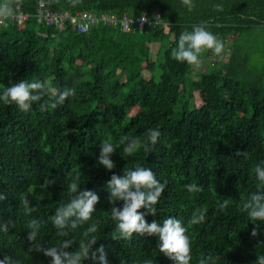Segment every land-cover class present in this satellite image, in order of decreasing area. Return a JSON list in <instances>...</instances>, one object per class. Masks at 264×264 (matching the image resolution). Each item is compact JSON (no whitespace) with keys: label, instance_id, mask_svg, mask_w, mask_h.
<instances>
[{"label":"trees","instance_id":"trees-1","mask_svg":"<svg viewBox=\"0 0 264 264\" xmlns=\"http://www.w3.org/2000/svg\"><path fill=\"white\" fill-rule=\"evenodd\" d=\"M46 3L50 10L71 16L143 14L149 24L132 33L95 22L81 34L67 20L57 30L38 24L35 0H24L21 9L32 16L0 27V93L24 79L76 90L63 105L45 112L38 104L25 113L14 103L0 102V193L7 197L0 201V217L14 223L7 233L0 232V259L8 255L17 264H52L42 254L27 252L26 225L37 219L42 242L59 243L62 238L51 218L61 203L69 202L66 178L79 176L81 188L98 194L99 202L92 221L72 234L77 242L98 221L94 250L103 245L108 264H173L159 253L158 237L133 234L128 240H112L116 224L107 182L140 164L167 182L156 215L145 217L149 223L175 216L187 225L197 208L207 209L206 221L189 227L192 264L208 255L218 257L217 264H254L257 255H264V224L253 238L255 225L240 211L239 201L264 189L253 171L264 162V71L252 66L242 36L264 27V0H193L191 11L182 0H81L76 7L69 0ZM155 11L161 15L156 25ZM201 23L226 40L228 56L220 61L208 57L209 71L202 66L199 78L191 80L194 66L176 61L171 51L183 31ZM211 51L203 50L200 60ZM150 128L161 132L152 152H123V137L143 138ZM105 141L116 147L111 172L97 164ZM237 151H247L248 158ZM52 177H58L55 185L40 187ZM189 183L203 191L187 192L184 185ZM32 184L37 188L28 194ZM25 194L36 207L31 216L24 214ZM225 198H231L230 205L220 212L217 204Z\"/></svg>","mask_w":264,"mask_h":264},{"label":"clouds","instance_id":"clouds-1","mask_svg":"<svg viewBox=\"0 0 264 264\" xmlns=\"http://www.w3.org/2000/svg\"><path fill=\"white\" fill-rule=\"evenodd\" d=\"M72 7H76L81 0H69ZM189 11L194 7L193 0H182ZM19 0H0V27L8 28L9 22L17 16ZM217 10L220 5H214ZM141 21L146 22V17L141 14ZM157 21L159 17L155 18ZM224 43L207 29L204 23L193 25L191 31H183L178 38V43L171 51V56L178 62H186L188 65L199 67L200 54L203 50H212L215 55H220L224 50ZM76 94L74 88H57L50 81H28L20 80L5 87L0 93V102L3 104H15L22 112L32 110L34 104L39 105L41 112L49 109H56L71 96ZM161 136L158 128H150L144 137H123L119 143L123 145V152L129 156L143 150L152 152ZM116 152L115 145L110 141H105L100 146V153L97 164L111 172L115 167L111 159ZM237 156L248 158L247 151H237ZM257 181L264 185V162L258 163L254 169ZM58 177L47 179L40 187L48 188L56 184ZM66 190L69 194V202L61 203L52 216V225L56 229V236L62 238L55 245H45L41 237V225L37 219L27 222L28 253H38L50 258L52 264H83L85 260H92L94 264H108L107 253L103 245L98 248V221L91 223L83 231V238L77 242L72 235L77 229L92 221L96 213V205L99 196L94 191L82 189L79 184V176L66 178ZM167 182H161L156 178V174L151 167L137 164L134 168L123 169L121 175L113 174L107 182L109 203L113 205L110 210L111 219L115 222L116 228L112 233V240H128L133 234L140 236L158 237L157 249L159 253L165 255L173 264H192V241L188 235L189 227L199 225L206 221V208H197L189 218L187 225L175 216H169L158 222L153 219L151 223L146 220V215H156L157 208L162 194L165 192ZM37 185L28 187L27 193L35 192ZM189 193L203 191L202 186L196 183L184 185ZM28 194L22 195L21 203L24 214L31 216L36 211V207L28 198ZM6 195L0 193V201H5ZM231 198H225L223 202L217 204L220 212L225 211L230 205ZM117 201H121L122 207L115 206ZM240 211L247 214V218L255 227L251 236L256 238L260 233V225L264 224V189L252 192L247 198L239 201ZM145 209L146 212H141ZM14 223L11 219L4 220L0 217V232L7 233ZM75 246V247H74ZM69 249H74L69 251ZM218 257L208 255L201 257L197 264H217ZM0 264H17L12 257L4 255L0 259ZM123 264V262H121ZM144 264H151L145 261ZM254 264H264V255H257Z\"/></svg>","mask_w":264,"mask_h":264},{"label":"built area","instance_id":"built-area-1","mask_svg":"<svg viewBox=\"0 0 264 264\" xmlns=\"http://www.w3.org/2000/svg\"><path fill=\"white\" fill-rule=\"evenodd\" d=\"M24 0H19V6L17 11V16L14 19L18 24L24 23L30 16V14L22 11V2ZM36 22L40 25L52 26L57 30H61L67 20H70L71 23L76 25L77 32L84 34L87 33L91 26L95 22H101L103 24H112L118 25L125 32H139L142 31L147 24H149V19L146 17V22L141 21L140 17L132 18L128 15H124L122 18H117L116 16L111 15H103L97 18L92 13H77L75 16L69 15L67 12L58 13L50 10L47 6L46 0H35V11L33 14ZM159 17L157 21L155 18ZM161 22V15L158 11H155L152 14V23L154 25L159 24ZM221 60V57L218 55L211 56L212 61Z\"/></svg>","mask_w":264,"mask_h":264},{"label":"rangeland","instance_id":"rangeland-1","mask_svg":"<svg viewBox=\"0 0 264 264\" xmlns=\"http://www.w3.org/2000/svg\"><path fill=\"white\" fill-rule=\"evenodd\" d=\"M242 38L245 40L247 47V54L250 59V62L252 66L254 65L259 70L264 71V27H257L254 28L248 32H246ZM213 55V51L210 52L209 59ZM223 59L224 57L228 56V51L224 47L223 52L218 55ZM202 61V60H200ZM220 61V60H219ZM209 61L204 58L203 61L200 63L199 67L194 66L193 67V73L190 76L191 80H196V78H199L197 76L200 75L198 73V70L203 66L204 70L207 72L209 71ZM146 78L149 77L148 73H145ZM135 111H133L134 113Z\"/></svg>","mask_w":264,"mask_h":264},{"label":"crops","instance_id":"crops-1","mask_svg":"<svg viewBox=\"0 0 264 264\" xmlns=\"http://www.w3.org/2000/svg\"><path fill=\"white\" fill-rule=\"evenodd\" d=\"M229 39H230V38H227V41H230ZM223 43L225 44V43H226V40H224ZM231 43H232V41H231ZM225 48H226V50H228V47H227V46H225ZM208 57H209V56H207L206 59H208ZM201 69H202V67L200 68V70H198V72H200Z\"/></svg>","mask_w":264,"mask_h":264}]
</instances>
